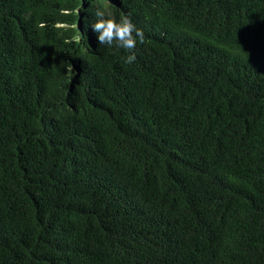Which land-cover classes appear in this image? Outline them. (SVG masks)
I'll return each mask as SVG.
<instances>
[{
    "label": "trees",
    "instance_id": "trees-1",
    "mask_svg": "<svg viewBox=\"0 0 264 264\" xmlns=\"http://www.w3.org/2000/svg\"><path fill=\"white\" fill-rule=\"evenodd\" d=\"M0 264H264V0H0Z\"/></svg>",
    "mask_w": 264,
    "mask_h": 264
},
{
    "label": "clouds",
    "instance_id": "clouds-1",
    "mask_svg": "<svg viewBox=\"0 0 264 264\" xmlns=\"http://www.w3.org/2000/svg\"><path fill=\"white\" fill-rule=\"evenodd\" d=\"M95 15L99 19L92 25V31L97 34L98 43L123 50L127 53L124 62L129 65L135 63L137 60L135 49L138 43H143V32L127 17L117 21L113 18L104 19V14L100 11Z\"/></svg>",
    "mask_w": 264,
    "mask_h": 264
}]
</instances>
